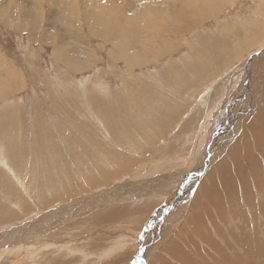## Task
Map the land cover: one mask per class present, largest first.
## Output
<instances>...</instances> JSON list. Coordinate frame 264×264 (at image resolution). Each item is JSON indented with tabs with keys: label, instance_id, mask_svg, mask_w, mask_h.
Segmentation results:
<instances>
[{
	"label": "rangeland",
	"instance_id": "1",
	"mask_svg": "<svg viewBox=\"0 0 264 264\" xmlns=\"http://www.w3.org/2000/svg\"><path fill=\"white\" fill-rule=\"evenodd\" d=\"M263 74L264 0H0V264H115L116 242L155 243L181 174L188 204L264 106Z\"/></svg>",
	"mask_w": 264,
	"mask_h": 264
},
{
	"label": "bare ground",
	"instance_id": "2",
	"mask_svg": "<svg viewBox=\"0 0 264 264\" xmlns=\"http://www.w3.org/2000/svg\"><path fill=\"white\" fill-rule=\"evenodd\" d=\"M32 14H34L33 11L27 9L24 13V17L27 18L29 22H34L33 20H35V16ZM260 78L264 82V74L263 76H260ZM261 87V94L263 93L262 95H264V84L263 86L261 85ZM253 94L254 100L252 109H254L259 102L256 92ZM251 113L247 117H249ZM221 114L222 113L219 112L213 114L214 116H210L211 121L209 119L210 124L208 128L211 130L215 128V124ZM231 114L232 112H230L227 116V120L231 117ZM241 125L243 127H241ZM236 127L237 129H232L231 132L226 133L227 136L229 135L228 138L232 137L233 140L235 139L232 141L233 143L230 144V146L227 143L220 151H215L216 153L214 158H219L224 152V156H226V158L223 157L219 159L220 162L217 165L214 164V168L212 167V164H210L209 167L207 166L209 169L212 167V170L207 172V175H205L206 177L202 179L201 182L197 179V175H199L198 171L192 175V177L194 176L191 178L193 180V184L198 181L199 184L197 191L195 193H191L193 196L189 201L190 203L187 204L189 194H187L186 190L184 192L182 191V186L184 185H181V181L185 178L183 176L184 174H181V181H176L177 183L174 184V186L175 188L178 187V193L181 192V194H179L180 197H178L177 200L180 201L182 205L180 207L177 206L178 208L175 212H170L169 215L165 214L163 224L157 225L160 226L158 231L161 232H159L160 235L157 234L155 236V243H153V237H148L149 239L146 242L148 244H141L142 246L140 245L137 252L133 251V246L131 247L127 244L128 250L130 251L132 249V252L124 249L122 254L111 252L119 241L116 242L115 246H111L112 248L109 249L110 251L105 248L106 251H109L107 255L108 257L112 254L114 255L110 257H119L115 261V264H264V106L254 115L252 120L250 119L249 123L241 122L235 125L234 128ZM204 130H206V128ZM210 133L205 131L200 137V140H198L199 143L197 146H201L203 138L208 136V134L210 135ZM175 143L178 144L177 141H175ZM160 156L164 158L165 152H156L153 158L158 160L160 159ZM193 157L201 162L204 161L205 158L202 151L200 154L196 151ZM142 158L148 161L151 157H147L146 155L144 157L142 156ZM154 166L152 168H154ZM202 166L199 169H201ZM191 186L194 187L192 184ZM193 187L192 189L190 188L191 191L194 190ZM166 191L168 192V190ZM169 194L170 193L168 192L167 195ZM242 205L246 206L249 211L243 209ZM118 210L121 215H126L128 211H130L128 208H117L106 213V217H104L105 215L102 217L105 220H111L113 217L118 215L116 214L118 213ZM144 211L145 209L143 212ZM176 212L180 213H178V216L180 215L179 218L181 223L177 224V229H173L171 231L172 228H168V222L170 221L169 218H172ZM14 217L12 219L9 218L8 222L12 223V221H14ZM154 224L155 223H152V221L146 224L147 228L145 231L147 235L144 232L145 236H148L151 229L156 226ZM140 225V222L137 223L136 228L138 226L140 227ZM31 235H33V232ZM29 236L27 238H29ZM156 248L159 249L158 251L160 253L157 252L156 254H153V249L155 252ZM148 255H151V257L149 262H146L145 257Z\"/></svg>",
	"mask_w": 264,
	"mask_h": 264
}]
</instances>
